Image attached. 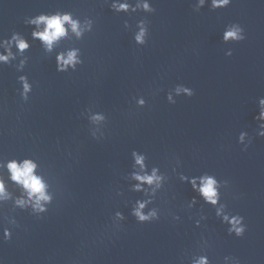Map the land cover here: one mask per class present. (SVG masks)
I'll return each mask as SVG.
<instances>
[{
	"label": "water",
	"instance_id": "water-1",
	"mask_svg": "<svg viewBox=\"0 0 264 264\" xmlns=\"http://www.w3.org/2000/svg\"><path fill=\"white\" fill-rule=\"evenodd\" d=\"M151 3L154 13L127 15L113 13L105 0H0V38L17 31L32 44L23 73L0 66V157H33L55 192L40 218L10 213L20 226L0 242L2 264H188L192 254H203V240L212 264H223L227 255L264 264V137L256 135L254 120L264 96V0H232L227 8L206 5L198 12L195 0ZM56 10L94 20L82 40L56 49L80 48L84 63L74 72H57L55 52L45 54L23 23ZM142 18L149 35L138 46L132 37ZM125 20L131 29H124ZM233 22L246 39L225 44L223 30ZM21 74L33 84L27 103L17 92ZM177 84L194 95L170 104L167 92ZM140 96L143 108L135 103ZM88 108L107 117L100 140L82 115ZM241 131L253 137L246 151L237 143ZM133 149L169 175L152 205L160 209L158 221L138 223L126 204L141 195L128 191L124 179ZM180 172L229 181L221 202L245 218L243 237L228 235L202 201L187 209L195 193L179 181ZM116 211L126 217L118 229L111 220ZM201 214L208 219L197 228Z\"/></svg>",
	"mask_w": 264,
	"mask_h": 264
},
{
	"label": "clouds",
	"instance_id": "clouds-1",
	"mask_svg": "<svg viewBox=\"0 0 264 264\" xmlns=\"http://www.w3.org/2000/svg\"><path fill=\"white\" fill-rule=\"evenodd\" d=\"M110 10L115 14H151L156 11L152 6L151 0H105ZM232 0H195L194 10L199 11L206 5L211 10L227 8ZM23 23L31 27V41H38L45 54L55 52L56 71L66 73L76 71L77 67L84 63L79 47H66L62 51H56L64 41H80L87 33L93 31L94 20L88 17L83 19L77 17L74 13L62 10L54 12H41L34 16L24 18ZM124 29H131L127 20L124 21ZM149 35L148 22L146 19H139L135 24L133 31V40L136 45L143 46L147 43ZM246 39L244 28L236 22L225 26L222 33V42L238 43ZM30 40L21 32L13 31L10 36L0 38V66L9 65L15 68L19 73H23L29 57L25 53L31 48ZM225 55L231 56L232 50L226 51ZM17 82L20 87L17 92L20 99L27 103L33 90V84L26 74L17 76ZM192 97L194 90L183 84H177L169 89L166 95L168 103L175 104L176 97ZM136 106L143 108L146 100L143 96L134 97ZM258 114L255 115L256 135L264 137V96L257 99ZM90 125L89 131L94 139L100 140L104 137V128L107 117L103 112L93 111L88 108L85 113ZM253 137L249 136L247 131H241L237 137V143L242 145V151H246L252 143ZM131 170L124 177L128 184V191L141 194L134 202L130 204V215L138 223H151L160 219V209L152 206L155 203L157 195L164 188L169 180V175L162 172L159 166L149 167L148 157L144 152L133 149L131 151ZM172 167V172H177V166ZM41 166L33 157L22 158H2L0 157V242L10 241L13 237V228L20 225L14 215L10 213L17 209L26 211L30 215L40 218L47 213L49 206L53 203L55 192L53 185L41 172ZM181 183L190 185L195 195L188 200L187 209L194 208L201 201L214 209L215 216L219 221L226 225L228 235L243 237L247 225L245 218L233 213L228 209L226 203L221 202L222 189L229 187L228 180H220L214 174L202 172L199 175H186L182 172L177 173ZM117 196H124L122 190L116 192ZM175 199V196H173ZM11 205L10 212L4 213L6 205ZM173 222H180L181 217L171 214ZM191 219V217H189ZM208 217L201 214L195 219V226L201 227V222ZM112 224L119 228L121 223L126 220L121 211H116L111 217ZM203 254H192L188 259V264H212L206 254L208 247L207 240H203L201 245ZM2 264V262H0ZM223 264H241L238 257L227 255L223 257Z\"/></svg>",
	"mask_w": 264,
	"mask_h": 264
}]
</instances>
